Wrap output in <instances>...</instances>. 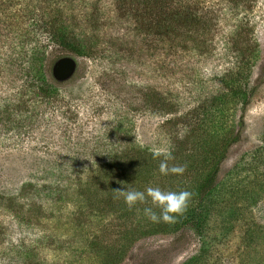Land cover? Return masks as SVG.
I'll list each match as a JSON object with an SVG mask.
<instances>
[{"label":"rangeland","instance_id":"374dc122","mask_svg":"<svg viewBox=\"0 0 264 264\" xmlns=\"http://www.w3.org/2000/svg\"><path fill=\"white\" fill-rule=\"evenodd\" d=\"M4 1H12L13 10L20 2ZM84 2L100 4L102 11L90 21H73L75 28L87 38L97 31L103 47L91 58L69 55L77 70L51 98L37 95L26 67L43 45L41 80L50 81L45 73L61 53L58 46L41 33L21 55L17 40L0 38V110L11 114L0 129V193L8 201V209L0 205V264H103L104 256L107 264H182L197 254L201 239L191 229L162 233V222L144 214L147 207L159 214L150 200L130 209L114 190H187L194 174H161L163 157L153 152L173 151L184 136V149L192 145L191 135L202 140L207 130L195 129L186 140L188 130L202 120L205 105L225 93L223 80L238 69L245 48L256 52L247 77L252 93L239 139L220 165L222 203L212 206L205 222L210 247L201 264H258L264 258V0H183L203 24L183 29L194 44L179 47L178 57L156 56L142 45L134 47L138 53L118 51L108 18L124 11L107 0ZM82 10L74 5L73 14ZM10 14L7 26L28 30L25 16ZM239 115L237 107L228 122ZM125 158L149 162L148 179L136 167L111 171L106 165ZM174 160L170 167L179 165ZM231 208L234 219L227 215ZM249 232L257 239L250 242ZM178 235L180 243L173 244Z\"/></svg>","mask_w":264,"mask_h":264},{"label":"trees","instance_id":"16d2710c","mask_svg":"<svg viewBox=\"0 0 264 264\" xmlns=\"http://www.w3.org/2000/svg\"><path fill=\"white\" fill-rule=\"evenodd\" d=\"M107 1L112 9L117 7L120 12L121 10L124 11V16L121 18L115 17L118 16L116 12H113V15L108 18L112 19L113 24L115 23L114 29L116 31L115 35L111 36L110 43L112 46L115 45L118 51L138 53L137 49L136 52L134 51V47L139 48L142 45L148 50V53L151 52L156 56H176L179 53V50H177L179 47H184L187 44L193 46L194 44V37L190 34H185L183 29L189 31L199 30L203 24L194 9L185 6L183 0ZM92 4L85 3L84 0H20L18 5H15L16 10H13L12 1L6 3V1L0 0V38L5 37V39L11 38L12 41L17 40L18 47L21 49L19 54L22 55L25 52L24 49L29 47L28 44L39 41L36 37L44 33L48 41L58 46L59 50H61L59 55H54L53 60L64 55L91 58L93 55L98 54L103 47L97 41V31L92 30V33L88 34L92 36L87 38L86 33L81 28L79 30L75 28L76 25H74L73 21L77 19L81 22L90 21L95 12L101 13V5ZM74 5H80L84 12L82 10L77 16L73 14ZM8 8H10L9 12ZM9 14L16 17L20 16L22 19L25 16L24 22L27 19L29 23L26 26L28 30L7 26ZM122 18H125V20H121ZM43 49H45L43 45H38L35 53L31 56L32 60L30 65L26 67V71L28 76H31V81L35 82L34 86L38 89L37 95L47 99L56 95V89L60 85L52 83L50 67L47 68L45 73L50 78V81L47 79L41 80L42 69L44 68L43 62L45 60ZM29 51H27V54ZM238 55L241 58V64H239L238 69L226 81L222 79L225 93L213 97L210 104L204 107L203 121L196 120L192 125L194 127L188 130L186 140L190 134L195 132V129L200 132L207 130L202 140L194 141L196 136H193V134L191 135L192 142H190L192 145L190 148L184 149V136L179 141L180 145H177L172 151L174 161H177L179 165H186L185 172L193 173L195 176L194 182L189 181L187 183V185H190L187 191H190L193 195L184 216L178 218V221L174 224L162 222L160 227L163 229L162 233L166 234H177L178 231L180 234V230L189 228L201 239L198 253L182 264H201L208 255L210 242L204 240L205 232L203 233V229L211 213L212 206L222 203V199L219 201L220 196L222 197L221 182L218 180L220 165L225 160L229 147L239 139V133L236 130L243 124V110L248 104L252 93L247 83V77L254 66L256 52L254 49L248 50L245 48L244 51H239ZM36 82L41 84L38 85ZM39 101L41 102V100ZM237 107L240 110V115L236 121L233 119L228 122L229 116L233 117ZM10 115L4 114L2 109L0 110V129L3 124L11 123ZM34 117L35 114L29 116L31 119H34ZM149 159L148 161H150ZM135 160H137L136 164L131 163L128 158L123 159V161L119 160L118 162L113 161L105 164L107 166L111 164V171L115 167L121 170L131 166L136 167L138 170L135 173L147 175L146 179H148L153 167H150L149 162L139 163L138 160L141 159L135 158ZM146 171L147 173H145ZM24 189L25 187L22 186L18 196L24 192ZM7 202L4 194L0 193V205L8 209ZM206 202L209 203L210 207L208 205L204 209ZM236 214L235 208H231L227 212L229 219H234ZM246 237L250 242L257 239L254 232H249ZM259 237L260 239L262 238V236ZM180 238L182 236L178 235L173 240V244L180 243ZM106 259L107 256H104V259L102 258L103 264H107L105 262ZM258 264H264V258L258 261Z\"/></svg>","mask_w":264,"mask_h":264},{"label":"clouds","instance_id":"9594fccd","mask_svg":"<svg viewBox=\"0 0 264 264\" xmlns=\"http://www.w3.org/2000/svg\"><path fill=\"white\" fill-rule=\"evenodd\" d=\"M161 156L163 157L159 164V171L161 174L182 175L186 171V165L169 166L168 161L174 159L171 150H155L153 152L154 158H160ZM114 192L118 197L124 198L125 204L130 209L137 204H145L150 200L151 204L159 209V214H157V212L154 211L152 207H147L144 209V214L146 217L153 223L164 222L168 224H174L178 221V218L184 216L190 205L193 195L187 190H182L179 192L165 191L160 187L151 186L147 187L145 191H139L135 189L127 191L123 189H115Z\"/></svg>","mask_w":264,"mask_h":264},{"label":"water","instance_id":"95a60500","mask_svg":"<svg viewBox=\"0 0 264 264\" xmlns=\"http://www.w3.org/2000/svg\"><path fill=\"white\" fill-rule=\"evenodd\" d=\"M77 60L73 56H62L54 60L50 68V74L54 82L62 84L69 81L77 70Z\"/></svg>","mask_w":264,"mask_h":264}]
</instances>
